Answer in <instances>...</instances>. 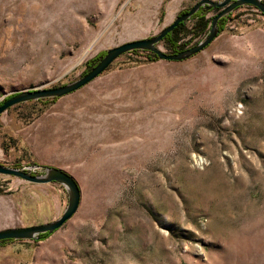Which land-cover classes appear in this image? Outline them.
Returning <instances> with one entry per match:
<instances>
[{
  "label": "rangeland",
  "instance_id": "rangeland-1",
  "mask_svg": "<svg viewBox=\"0 0 264 264\" xmlns=\"http://www.w3.org/2000/svg\"><path fill=\"white\" fill-rule=\"evenodd\" d=\"M198 1L0 0V103L76 80ZM254 10H234L188 60L127 53L74 93L3 113L0 164L63 170L80 204L49 237L0 244V264H264V16ZM0 199V230L51 222L67 204L58 184L3 175Z\"/></svg>",
  "mask_w": 264,
  "mask_h": 264
},
{
  "label": "water",
  "instance_id": "water-1",
  "mask_svg": "<svg viewBox=\"0 0 264 264\" xmlns=\"http://www.w3.org/2000/svg\"><path fill=\"white\" fill-rule=\"evenodd\" d=\"M241 7H252L264 15V0H199L185 13H179L173 21L157 34L141 40L129 41L105 50L99 61L79 78L67 84L52 88H34L17 93L0 103V116L15 106L44 100H54L76 92L101 75L117 58L132 51L149 52L158 60L181 62L202 52L218 36V22L227 18L234 10ZM207 14L216 10L212 17L207 35L190 48L176 54H168L159 48V44L180 23L188 21L198 11ZM38 172V174H37ZM0 175L14 177L37 185L55 183L61 186L67 195V204L61 216L51 222L28 227L5 228L0 230L1 241L26 242L38 241L43 234L51 235L60 229L76 213L80 204V189L68 173L54 167L32 165L23 168H11L0 164Z\"/></svg>",
  "mask_w": 264,
  "mask_h": 264
},
{
  "label": "trees",
  "instance_id": "trees-1",
  "mask_svg": "<svg viewBox=\"0 0 264 264\" xmlns=\"http://www.w3.org/2000/svg\"><path fill=\"white\" fill-rule=\"evenodd\" d=\"M237 9H239V8H237ZM185 12H186V9L181 11L180 13H185ZM205 15L206 14H202L201 11L199 10L188 21L180 23L176 28L173 29V31L170 34H168L163 39L162 44L164 45V47L168 51V54H176V53L186 49V46L188 45L189 40L185 41V42H181V40L183 38H185L187 36H191V38L198 37V36H200V34L206 33V30H207L208 26L210 25V22H211L212 18L206 19ZM229 16L227 18H225V19H221L218 22L219 33L223 29V26L226 23V21L229 18ZM262 16H264V15H262ZM187 22H192V26L190 28L187 26ZM130 53H132V54L143 53L144 54L143 56L146 57V61L147 62H152V61L158 60L155 55H153L152 53H149V52L132 51ZM103 55H104V53H102L101 55L96 56L95 58H93L91 60H89L88 63H87L88 70L91 67H93L99 61V59H101V57ZM13 95L14 94L9 95L5 99L11 98ZM55 100L56 99H54V100H44V101H38L36 103L46 106L49 103L55 102ZM49 236L50 235H48V234H43V235H41L39 237L38 241L39 240H43V239H45V238H47ZM12 242L13 241H1L0 244H7V243H12Z\"/></svg>",
  "mask_w": 264,
  "mask_h": 264
},
{
  "label": "bare ground",
  "instance_id": "bare-ground-1",
  "mask_svg": "<svg viewBox=\"0 0 264 264\" xmlns=\"http://www.w3.org/2000/svg\"><path fill=\"white\" fill-rule=\"evenodd\" d=\"M37 6H38V5L34 4V5L30 8V10H28V11L33 12V13L35 14V16H37V14H38V12H37V11H38ZM21 10L24 11V10H25V7L22 8ZM170 20H172L171 17L168 18L167 22H169ZM0 204H4V201H3L2 199H0Z\"/></svg>",
  "mask_w": 264,
  "mask_h": 264
},
{
  "label": "built area",
  "instance_id": "built-area-1",
  "mask_svg": "<svg viewBox=\"0 0 264 264\" xmlns=\"http://www.w3.org/2000/svg\"><path fill=\"white\" fill-rule=\"evenodd\" d=\"M251 8H252V7H251ZM254 9H255V8H254ZM254 11H255V12H257L258 10H257V9H255ZM258 12H259V11H258ZM258 12H257V13H258ZM259 13H260V12H259ZM259 13H258V14H259ZM260 14H261V13H260Z\"/></svg>",
  "mask_w": 264,
  "mask_h": 264
}]
</instances>
